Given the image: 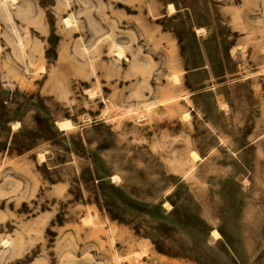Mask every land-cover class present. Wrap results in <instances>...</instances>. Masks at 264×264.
<instances>
[{
	"label": "rangeland",
	"instance_id": "obj_1",
	"mask_svg": "<svg viewBox=\"0 0 264 264\" xmlns=\"http://www.w3.org/2000/svg\"><path fill=\"white\" fill-rule=\"evenodd\" d=\"M0 264H264V0H0Z\"/></svg>",
	"mask_w": 264,
	"mask_h": 264
},
{
	"label": "bare ground",
	"instance_id": "obj_2",
	"mask_svg": "<svg viewBox=\"0 0 264 264\" xmlns=\"http://www.w3.org/2000/svg\"><path fill=\"white\" fill-rule=\"evenodd\" d=\"M167 12L168 13H171V12H173L174 11V7H173V5L171 4V3H168L167 4ZM70 19H68V18H66L65 19V23L66 24H70V21H69ZM93 32V31H92ZM114 51H115V54L117 55V56H119V57H121L122 55H123V51H121V49L120 48H118V47H115V49H114ZM113 51V52H114ZM173 79L174 80H177V76L176 75H174L173 76ZM175 82H177V81H175ZM91 94V93H90ZM140 112V111H139ZM139 114V113H138ZM187 112L186 113H184L183 114V117H186L187 116ZM55 124H56V126L60 129V130H67V129H71V128H74L75 126H73V123L70 121V119H68V118H61V119H58V121H56L55 122ZM16 124L14 123L13 124V126H15ZM41 155V154H40ZM196 156V153L195 152H191V157H195ZM164 206H166V207H170V205H169V203L167 202V201H164ZM211 233L215 236V237H218L219 236V233L215 230V229H212L211 230Z\"/></svg>",
	"mask_w": 264,
	"mask_h": 264
},
{
	"label": "trees",
	"instance_id": "obj_3",
	"mask_svg": "<svg viewBox=\"0 0 264 264\" xmlns=\"http://www.w3.org/2000/svg\"><path fill=\"white\" fill-rule=\"evenodd\" d=\"M49 120V119H48ZM50 126H52V124H50Z\"/></svg>",
	"mask_w": 264,
	"mask_h": 264
},
{
	"label": "water",
	"instance_id": "obj_4",
	"mask_svg": "<svg viewBox=\"0 0 264 264\" xmlns=\"http://www.w3.org/2000/svg\"><path fill=\"white\" fill-rule=\"evenodd\" d=\"M55 126H56V124H55Z\"/></svg>",
	"mask_w": 264,
	"mask_h": 264
}]
</instances>
